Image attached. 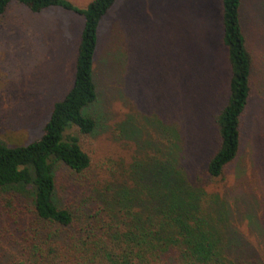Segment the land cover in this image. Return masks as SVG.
Here are the masks:
<instances>
[{
    "label": "rangeland",
    "instance_id": "374dc122",
    "mask_svg": "<svg viewBox=\"0 0 264 264\" xmlns=\"http://www.w3.org/2000/svg\"><path fill=\"white\" fill-rule=\"evenodd\" d=\"M67 1L85 10L94 0ZM244 1L251 16L261 14V26L252 19L246 26L257 85L240 156L225 184L206 185L212 197L204 207L231 261L264 264V0ZM83 26L82 17L62 9L33 14L15 5L7 12L0 25V138L9 145L39 138L71 89ZM222 36L221 0H120L100 28L99 127L89 149L128 167L135 151L160 142L166 126L181 140L186 173L208 179L219 146L215 117L230 78Z\"/></svg>",
    "mask_w": 264,
    "mask_h": 264
},
{
    "label": "trees",
    "instance_id": "16d2710c",
    "mask_svg": "<svg viewBox=\"0 0 264 264\" xmlns=\"http://www.w3.org/2000/svg\"><path fill=\"white\" fill-rule=\"evenodd\" d=\"M119 1L94 0L81 10L67 0H0V25L15 5L84 20L74 83L41 136L15 146L0 138V264H239L214 231L205 187L225 184L241 153L259 68L246 26L251 19L261 26V14L251 16L244 0H221L228 97L215 117L219 146L209 178H193L182 165L181 140L166 126L128 167L87 146L99 127L100 28Z\"/></svg>",
    "mask_w": 264,
    "mask_h": 264
}]
</instances>
